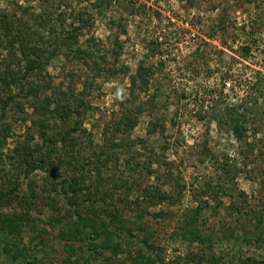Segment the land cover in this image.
Here are the masks:
<instances>
[{"label":"rangeland","instance_id":"374dc122","mask_svg":"<svg viewBox=\"0 0 264 264\" xmlns=\"http://www.w3.org/2000/svg\"><path fill=\"white\" fill-rule=\"evenodd\" d=\"M67 258L264 264V0H0V264Z\"/></svg>","mask_w":264,"mask_h":264},{"label":"trees","instance_id":"16d2710c","mask_svg":"<svg viewBox=\"0 0 264 264\" xmlns=\"http://www.w3.org/2000/svg\"><path fill=\"white\" fill-rule=\"evenodd\" d=\"M21 152H22V157L26 158V152L24 151L23 148H21ZM26 160V159H25ZM74 223H72V227L74 228L71 231L72 236L75 238V240L78 238L79 240L82 239V229L89 227L92 229L91 231V237L92 238H97L100 236V232L98 231V226L95 225V221L92 220H87L83 217H79L78 220L73 221ZM10 224V223H9ZM95 225V226H94ZM99 225V224H98ZM17 229V228H16ZM103 234H105L104 230H103ZM104 248L107 246L106 244L102 245ZM98 248L96 247V245L94 244H88L87 248H86V253H87V257H94L97 253H98ZM102 248V247H101ZM69 262V258L66 259V261L63 264H70Z\"/></svg>","mask_w":264,"mask_h":264}]
</instances>
